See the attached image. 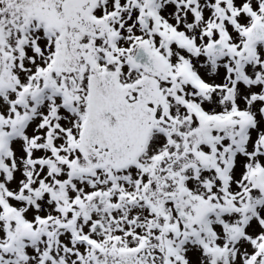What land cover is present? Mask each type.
Here are the masks:
<instances>
[{"label":"snow or ice","instance_id":"snow-or-ice-1","mask_svg":"<svg viewBox=\"0 0 264 264\" xmlns=\"http://www.w3.org/2000/svg\"><path fill=\"white\" fill-rule=\"evenodd\" d=\"M0 264H264V0H0Z\"/></svg>","mask_w":264,"mask_h":264}]
</instances>
